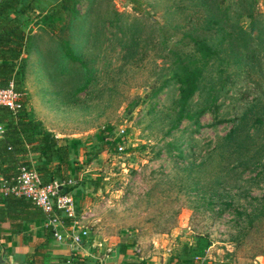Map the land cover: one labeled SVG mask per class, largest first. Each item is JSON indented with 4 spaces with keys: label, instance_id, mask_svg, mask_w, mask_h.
Returning a JSON list of instances; mask_svg holds the SVG:
<instances>
[{
    "label": "rangeland",
    "instance_id": "1",
    "mask_svg": "<svg viewBox=\"0 0 264 264\" xmlns=\"http://www.w3.org/2000/svg\"><path fill=\"white\" fill-rule=\"evenodd\" d=\"M53 1H36L31 13ZM177 1L75 0L69 31L65 14L54 31L34 14L24 91L33 112L73 146L58 180L69 181L64 189L77 212L93 214L89 235L121 228L137 255L178 264L182 246L202 234L213 259L264 264V124L254 134L248 129L240 149L224 138L232 122L210 125V112L199 127L188 119L174 127L169 51L185 49L176 25L187 19ZM254 7L263 18L264 0ZM241 24L248 29V17ZM65 38L75 60H60ZM250 71L231 73L218 117L235 121L256 98L264 114V58ZM192 101L198 105L197 95Z\"/></svg>",
    "mask_w": 264,
    "mask_h": 264
},
{
    "label": "trees",
    "instance_id": "2",
    "mask_svg": "<svg viewBox=\"0 0 264 264\" xmlns=\"http://www.w3.org/2000/svg\"><path fill=\"white\" fill-rule=\"evenodd\" d=\"M36 1L0 0V88L12 81L16 90L23 91L25 55L32 38L29 23L34 14L49 31L59 27L58 21L63 19L64 14L67 17L66 30L73 28L75 0H54L44 10L40 8V13H31ZM183 1L184 5H177L175 9L181 8L186 12L185 25H176V31L179 29L181 35L179 40L184 43L185 49L181 52L175 49L169 51L170 78L177 84L178 90L174 127L182 119L191 120L199 127V117L210 112L213 119L210 125L232 122L224 138L228 144L240 149L244 146L241 137L247 136L248 129L254 134L264 124V114L258 108L262 104L261 100L256 98L235 121L218 117L216 101L220 93L224 92L231 73H241L243 69L251 73L252 66L258 65L260 58H264V17L259 19L258 14L255 16L254 0ZM136 2L130 0L131 4ZM244 17L249 19L248 29L241 24ZM59 43L60 60H75L68 38ZM228 67H232V71H228ZM196 95L198 105L192 101ZM25 103L24 96L15 112L0 106V123L3 126L0 177L9 180L16 176L19 166L30 165V158L41 183H48L55 177L64 180L67 146L57 145L54 135L33 117ZM247 113L253 116L252 121L247 120ZM59 191L68 190L62 185ZM48 216L29 199L0 193V230L1 224L7 223L10 234L25 231L29 239L31 228L38 225L41 234L50 236L52 227L47 223ZM0 238L5 239L6 236L0 234ZM209 245L207 236L195 234L191 245L182 246V256L186 257L187 262L178 264H191V259L203 256Z\"/></svg>",
    "mask_w": 264,
    "mask_h": 264
},
{
    "label": "crops",
    "instance_id": "3",
    "mask_svg": "<svg viewBox=\"0 0 264 264\" xmlns=\"http://www.w3.org/2000/svg\"><path fill=\"white\" fill-rule=\"evenodd\" d=\"M25 79L26 72L24 71V84ZM22 88L23 90L26 89L23 85ZM25 98V106L30 113H33V117L39 120L42 126L54 135L57 145L67 146L69 154V149H73V146L67 141L68 137L51 128L33 112L29 92L25 95ZM29 161L33 162L30 158ZM67 193L69 192L67 191ZM65 224H68V219H65ZM66 228L56 226L61 234L65 233ZM121 232V228L106 231L101 229L98 233L92 235L88 233V237L79 245H71L68 238L57 242L52 234L50 236L41 234L38 225L31 228V235L27 239V232L10 234L8 224L2 223L0 234L5 235L6 238H0V255L9 258L13 264H174L173 261L168 259L166 261L165 256L160 258L150 254L137 255L133 250L136 242L132 241L133 239H128L129 233L122 234ZM211 252H208V250L204 252V264H224L222 260L213 259L214 256ZM174 261H177V263L187 262L185 256H178Z\"/></svg>",
    "mask_w": 264,
    "mask_h": 264
},
{
    "label": "built area",
    "instance_id": "4",
    "mask_svg": "<svg viewBox=\"0 0 264 264\" xmlns=\"http://www.w3.org/2000/svg\"><path fill=\"white\" fill-rule=\"evenodd\" d=\"M26 94L16 90L12 81L7 86L0 88V106L15 112L21 106V99ZM122 130L120 134L122 135ZM3 133V126L0 124V136ZM116 149H122L121 143L116 144ZM69 181L60 182L54 179L48 183H41L33 164L21 165L18 167L16 176L9 180L0 177V193L22 196L31 200L43 212L48 214L47 223L52 227V236L55 241L60 242L68 238L71 245H79L88 237V227L85 224L93 216L90 211L77 212L73 197L67 192H60L59 189ZM68 219V224H65ZM58 227H67L64 234H61ZM135 252L138 248L133 249ZM191 264H204L203 256H194Z\"/></svg>",
    "mask_w": 264,
    "mask_h": 264
},
{
    "label": "water",
    "instance_id": "5",
    "mask_svg": "<svg viewBox=\"0 0 264 264\" xmlns=\"http://www.w3.org/2000/svg\"><path fill=\"white\" fill-rule=\"evenodd\" d=\"M0 264H13L11 260L5 256L0 255Z\"/></svg>",
    "mask_w": 264,
    "mask_h": 264
}]
</instances>
